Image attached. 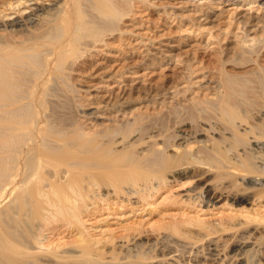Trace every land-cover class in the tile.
Segmentation results:
<instances>
[{
  "label": "rangeland",
  "instance_id": "obj_1",
  "mask_svg": "<svg viewBox=\"0 0 264 264\" xmlns=\"http://www.w3.org/2000/svg\"><path fill=\"white\" fill-rule=\"evenodd\" d=\"M205 1L131 0L119 30L86 53L80 49L85 55L77 58L82 73L73 80L89 84L94 100L86 107H99L100 119L90 124L81 117L72 130L108 142L102 147L114 151L110 156L128 151L143 156L150 146L163 149L168 141L166 164L133 166L115 184L106 182L107 173L99 168L77 174L82 196L74 211L65 204L61 213H52L55 207L41 196L19 207V188L12 191L0 203V258L8 264H264V150L254 151L251 142L247 153L236 157L223 142L234 141L231 132L208 102L215 99L223 60L238 57L243 35L260 36L264 19L248 22L231 11L237 5ZM2 3L0 12H10ZM4 29L0 39L7 44L31 34ZM240 61L229 60L228 69L243 70ZM41 88L44 84L36 91L40 116L52 110L39 105ZM219 90L226 92L224 86ZM125 114L129 119L118 123L116 117ZM248 114L246 122L257 125L256 114ZM128 120L131 127L99 137ZM226 154L248 170L225 167ZM44 169L46 185L55 171ZM25 170L21 162L19 186Z\"/></svg>",
  "mask_w": 264,
  "mask_h": 264
},
{
  "label": "bare ground",
  "instance_id": "obj_2",
  "mask_svg": "<svg viewBox=\"0 0 264 264\" xmlns=\"http://www.w3.org/2000/svg\"><path fill=\"white\" fill-rule=\"evenodd\" d=\"M43 1L4 0L2 8L10 12H0V28L5 27L7 31L10 27L11 31L31 33L26 34L20 43L11 41V44H7V41L0 39V203L7 194L19 188L15 201L19 207H27L29 199L41 196L55 207L52 213H61L65 204H71L70 210L74 211L77 197L82 196L75 181L79 173L99 168L106 171V182L118 183L125 179L124 172L133 166L166 164L165 150L169 142H164L163 149L150 146L149 153L143 156H136L134 151L110 156L114 151L108 147L103 150L102 147L108 142L102 144L98 139L87 138L84 133L72 130L73 126H78L81 117L85 119L84 123L90 121V124L100 119L95 116L99 107H86L94 100L90 96L89 84L83 87L81 81L75 83L73 80L74 74L82 73L79 72L77 58L85 55L91 46L97 47L99 42H105L104 36L109 32L119 30V22L124 16L123 8L131 0H64L63 3L52 0L53 3L47 5ZM216 1L237 5L231 11L248 22L264 19V0L205 2L214 4ZM242 5L246 6L244 10ZM34 27L37 30L32 32L30 28ZM243 36L236 45L238 57L223 60L221 82L217 86L215 99L208 101L218 111L225 129L231 132L234 141L229 144V139L224 137L223 142L229 151H234L236 157L247 153V145L251 142L254 151L255 147L264 150V145L262 148L259 146L264 138V113L261 109L264 108V30L258 37H251L250 34ZM238 58L242 60L238 63L243 70L235 71V66L228 69V64L236 62ZM129 77L122 76L115 82L121 83L122 78ZM113 78L116 79L115 76ZM42 84L44 88L39 92V99H42L39 105L50 106L52 110L40 116L42 112L37 109L36 91ZM223 86L226 92L219 90ZM119 92L126 94L125 87L121 86ZM249 112L258 117L257 125L249 123ZM129 117L125 114L123 119L116 117V121L123 122ZM131 126L129 120L120 127L110 125L114 128L101 132L99 137L116 135ZM183 134L181 138L186 137ZM183 145L179 144L180 147ZM241 146L242 152L239 151ZM228 157L226 154L225 167L248 170L244 162L237 163ZM21 162L26 167V174L24 184L19 186L18 169ZM54 163L60 165L53 166ZM47 167L54 168L55 172L52 170L54 177L45 185L44 168ZM74 169L79 172H73ZM62 171L66 173L64 176H61ZM145 176L146 173L140 174V178ZM27 183L30 188L25 187ZM36 238L37 244H40L42 238ZM0 262L8 264L7 258H0Z\"/></svg>",
  "mask_w": 264,
  "mask_h": 264
}]
</instances>
